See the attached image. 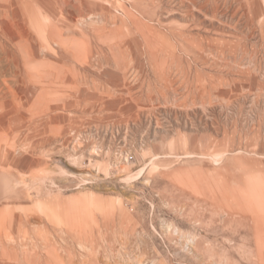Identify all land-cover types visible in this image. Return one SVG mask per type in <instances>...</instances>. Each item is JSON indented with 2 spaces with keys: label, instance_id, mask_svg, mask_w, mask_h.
I'll use <instances>...</instances> for the list:
<instances>
[{
  "label": "rangeland",
  "instance_id": "1",
  "mask_svg": "<svg viewBox=\"0 0 264 264\" xmlns=\"http://www.w3.org/2000/svg\"><path fill=\"white\" fill-rule=\"evenodd\" d=\"M0 264H264V0H0Z\"/></svg>",
  "mask_w": 264,
  "mask_h": 264
}]
</instances>
